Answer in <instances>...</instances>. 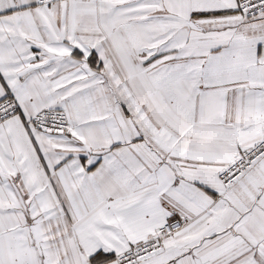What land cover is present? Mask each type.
I'll return each instance as SVG.
<instances>
[{
  "label": "snow or ice",
  "instance_id": "snow-or-ice-1",
  "mask_svg": "<svg viewBox=\"0 0 264 264\" xmlns=\"http://www.w3.org/2000/svg\"><path fill=\"white\" fill-rule=\"evenodd\" d=\"M0 264H264V0H0Z\"/></svg>",
  "mask_w": 264,
  "mask_h": 264
}]
</instances>
